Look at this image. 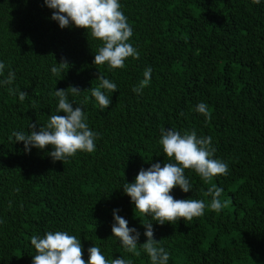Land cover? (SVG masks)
<instances>
[{"label": "trees", "instance_id": "16d2710c", "mask_svg": "<svg viewBox=\"0 0 264 264\" xmlns=\"http://www.w3.org/2000/svg\"><path fill=\"white\" fill-rule=\"evenodd\" d=\"M132 27L129 43L139 58L122 69L94 65L101 45L83 29H61L44 0H0V264H32L33 235L67 231L88 249L100 248L109 261L151 264L139 245L143 223L153 222L154 239L169 254L168 264H264V0H119ZM56 60V61H55ZM66 60L60 75L51 68ZM151 68L148 86L133 88ZM9 71L12 85L2 83ZM99 72L117 85L106 93L112 103L99 107L90 90ZM82 107L97 133L95 151L53 162V149L26 152L14 131L30 134L56 113L55 89ZM28 93L21 102L8 88ZM85 91V92H84ZM205 103L211 120L195 111ZM60 115H64L60 113ZM161 129L212 138L214 159L227 175L205 184L192 170L189 193L178 187L175 199H197L211 184L223 189L221 211L205 208L191 221L159 225L134 211L124 194L141 169L168 162L159 144ZM140 233V255L128 253L112 237L113 212Z\"/></svg>", "mask_w": 264, "mask_h": 264}, {"label": "clouds", "instance_id": "9594fccd", "mask_svg": "<svg viewBox=\"0 0 264 264\" xmlns=\"http://www.w3.org/2000/svg\"><path fill=\"white\" fill-rule=\"evenodd\" d=\"M259 3L260 0H253ZM44 4L53 10L51 19L58 22L61 29L70 25L76 29H83L101 45L94 54V65H107L110 70L122 69L125 61L131 57L139 58L135 47L129 43L133 35L127 17L121 11L119 0H44ZM56 61V60H55ZM70 65L66 60L51 68L54 75H60ZM5 64L0 62V74ZM151 68L143 73V79L139 85L133 88L137 94L149 85ZM15 74L9 71L8 76L2 81L5 85H12ZM97 81L98 86L90 90L91 97L95 99L99 107L107 109L112 103L106 93H115L117 85L105 78L100 72ZM10 95L19 96L23 102L28 93L19 89L8 88ZM85 92V91H84ZM82 93L78 87L69 86L67 90L55 89L54 96L58 99L56 113L50 115L47 123L36 130L37 125H30V134L24 132L12 133L16 143H23L25 151L32 148L44 150L51 147L48 153L53 162H65L78 151L91 153L95 151L97 133L93 132L87 123L85 113L80 106L73 108L69 102V94L75 96ZM195 111L205 117L206 122L211 120L208 106L201 102L197 104ZM63 113L64 115H60ZM159 144L162 146L164 156L167 158L163 167L159 163L152 164L147 170L141 169L135 181L125 183L124 194L130 197L135 205V213L141 216L151 217V221L159 225L166 223L176 224L180 220L191 221L195 217L204 215L205 208L219 212L227 207V202L219 198L223 189L215 184L204 193L211 197L206 204L204 200L175 199L170 193L174 188H179L184 193L191 191L192 185L185 176V170L194 171L205 184H210L214 177L227 175L228 165L218 159H214L216 149L213 148L212 138L197 137L196 132L185 131L183 135L175 130L165 131L161 129ZM119 210H114L112 225V237L120 242L126 252L140 255L138 240L140 233L135 228L128 227V221L118 215ZM153 222L143 223L146 231V242L139 245L143 252L150 258L151 264H168L169 254L159 242L154 239ZM31 245L36 254L32 257V264H86L83 259L81 240L67 231L47 232L41 238L33 235L30 238ZM87 264H132L130 259L115 258L106 259L97 246L88 249Z\"/></svg>", "mask_w": 264, "mask_h": 264}]
</instances>
